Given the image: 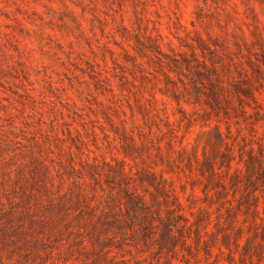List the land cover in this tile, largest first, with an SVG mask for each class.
Returning <instances> with one entry per match:
<instances>
[{
  "label": "rangeland",
  "instance_id": "rangeland-1",
  "mask_svg": "<svg viewBox=\"0 0 264 264\" xmlns=\"http://www.w3.org/2000/svg\"><path fill=\"white\" fill-rule=\"evenodd\" d=\"M256 29L264 32V0H0V234L13 221L45 240H0V264H95L67 249L73 236L60 231V196L118 190L120 177L109 167L124 159L134 171L150 165L160 172L166 166L157 147L165 160L169 125L176 145L194 144L215 123L231 124L235 134L238 120L245 127L242 116L218 118L194 88L197 75L175 59L199 36L244 33L261 57ZM260 96L264 102V90ZM263 123L264 116L260 135ZM125 133L139 150L126 146ZM165 175L186 203L192 193L202 196L182 172ZM31 216L54 222L40 227Z\"/></svg>",
  "mask_w": 264,
  "mask_h": 264
},
{
  "label": "trees",
  "instance_id": "trees-1",
  "mask_svg": "<svg viewBox=\"0 0 264 264\" xmlns=\"http://www.w3.org/2000/svg\"><path fill=\"white\" fill-rule=\"evenodd\" d=\"M256 31L261 57L244 33L233 40L229 35L222 39L209 35V40L199 36L189 54L175 59L197 75L201 85L194 82V88L218 118L242 116L245 127L238 120L235 134L231 124L224 130L215 123L213 128L201 129L194 144L182 139L176 145L175 128L169 125L165 160L161 145L157 147L161 164L166 166L160 172L150 165L137 166L134 171L124 159L117 168L109 167L120 177L114 182L118 190L94 197L81 191L74 201L60 196V231L65 229L73 236L67 249L79 250L88 263L95 264H173L174 259L190 264L202 257L208 264H264V133L260 135L257 127L264 116L260 96L264 90V32ZM124 138L130 140L127 147L141 148L135 135L125 133ZM125 154L137 157L133 152ZM140 154L145 162V153ZM166 172H182L193 188L201 186L202 196L192 193L186 203ZM28 220L40 227L54 222L32 216ZM9 226L1 229L4 245L12 240L10 236H14L12 241L45 243L44 236L19 228L13 221ZM134 251L149 252L153 260Z\"/></svg>",
  "mask_w": 264,
  "mask_h": 264
}]
</instances>
